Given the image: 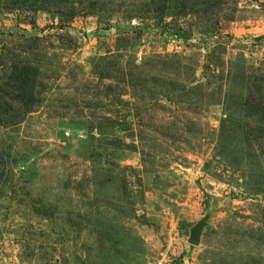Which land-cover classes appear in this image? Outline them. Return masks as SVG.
<instances>
[{
    "label": "rangeland",
    "instance_id": "1",
    "mask_svg": "<svg viewBox=\"0 0 264 264\" xmlns=\"http://www.w3.org/2000/svg\"><path fill=\"white\" fill-rule=\"evenodd\" d=\"M0 264H264V0H0Z\"/></svg>",
    "mask_w": 264,
    "mask_h": 264
},
{
    "label": "water",
    "instance_id": "2",
    "mask_svg": "<svg viewBox=\"0 0 264 264\" xmlns=\"http://www.w3.org/2000/svg\"><path fill=\"white\" fill-rule=\"evenodd\" d=\"M205 220L198 222L195 227L191 230V234L188 240V243L191 246H198L199 238L201 235V230L204 227Z\"/></svg>",
    "mask_w": 264,
    "mask_h": 264
},
{
    "label": "trees",
    "instance_id": "3",
    "mask_svg": "<svg viewBox=\"0 0 264 264\" xmlns=\"http://www.w3.org/2000/svg\"><path fill=\"white\" fill-rule=\"evenodd\" d=\"M34 5H32V7H33Z\"/></svg>",
    "mask_w": 264,
    "mask_h": 264
}]
</instances>
